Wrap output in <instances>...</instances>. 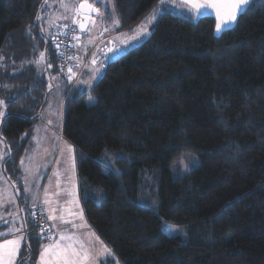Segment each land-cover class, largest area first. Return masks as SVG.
<instances>
[{
    "label": "trees",
    "instance_id": "1",
    "mask_svg": "<svg viewBox=\"0 0 264 264\" xmlns=\"http://www.w3.org/2000/svg\"><path fill=\"white\" fill-rule=\"evenodd\" d=\"M91 1L108 33L155 19L81 89L60 74L42 28L56 0H0V55L27 64L0 72L13 97L0 126L12 164L49 92L35 69L45 51L48 76L61 77L60 136L73 149L84 218L120 264H264V0L218 35L212 16L159 0ZM186 153L198 164L174 177ZM162 222L186 230L168 235ZM43 244L25 234L15 264H36Z\"/></svg>",
    "mask_w": 264,
    "mask_h": 264
},
{
    "label": "rangeland",
    "instance_id": "2",
    "mask_svg": "<svg viewBox=\"0 0 264 264\" xmlns=\"http://www.w3.org/2000/svg\"><path fill=\"white\" fill-rule=\"evenodd\" d=\"M59 1L60 3H57L58 9L53 13V17L61 21H67L77 0H64V3L68 5L67 8L62 7L61 0ZM195 2L208 5L213 4V0H195ZM178 3L184 8L188 7L192 9L193 12L197 14H201L203 11L209 9V7H206L197 11L191 8L190 4H186L185 0H178ZM152 22L153 20L149 23L148 18L133 34L125 35L124 37L120 36L116 41L122 42L128 39L134 41L133 46L138 45L150 35ZM142 27H147V33L133 39L134 36H137L138 33L141 32ZM220 33L221 31L217 32L215 29V35ZM76 36L85 38L83 33L78 31ZM92 42H95V40ZM76 43L78 45V41ZM24 55L29 54L23 53L22 56ZM22 59L26 61L25 57ZM30 61L32 60L30 59ZM18 63L22 62H20V58L14 53L7 54L6 56L0 55V72L2 71L4 74H7L11 66ZM25 63L20 65L27 66ZM2 77L3 75H0V79ZM0 100L5 101L4 106L0 107V111L5 113V107L13 100V97L1 82ZM85 102L87 105H90L94 102V98L88 96ZM41 109L43 110L39 112L36 118L32 135L29 136L26 144L23 146L22 155H20L16 164H12L10 153L1 137L0 131V154L3 156V158L0 159V169L2 170L4 178L7 180V182L4 180L0 185L1 223L8 222L6 225L7 227H3L8 229L3 230L4 235H9L13 232L16 233L14 229L18 228L16 224L17 216L15 215L16 207L9 199L11 195L10 190L14 189L16 196H18V201L23 202V209L27 212L31 210L37 193L41 192L40 199L46 212L47 219L50 215L57 217L54 220H47L48 227L52 231L51 242L54 240L58 241L61 234L73 235L78 241L82 242L88 250L90 249V253L94 259L93 264L97 258L102 261V264L106 258L109 261L104 264H120L112 253L109 255L104 251L105 248H109L97 237L95 232L86 223L83 216L81 204L76 192L73 149L67 142L63 141L60 136L61 100L56 91L51 90L48 93V97L46 96L45 99V105ZM2 119L3 117H0V126ZM22 164L28 165L25 168V175L22 179L25 187L23 188L21 197L19 195L21 188H19L20 186H18L17 181H20V177L22 176L20 170ZM197 164L198 158L195 154H183L172 166V175L174 177L180 176ZM39 175L41 176L39 181L42 182V187L40 186L41 189L37 184ZM15 186L18 188H14ZM25 189H27V191H25ZM60 217H63V219L61 220ZM161 229L168 235L183 234L186 230L184 225H172L165 222L161 223ZM20 237L21 236L12 237L9 235L5 239H19ZM5 239L2 241L0 240V243H3ZM49 243H44L43 246ZM96 264H99V262Z\"/></svg>",
    "mask_w": 264,
    "mask_h": 264
},
{
    "label": "crops",
    "instance_id": "3",
    "mask_svg": "<svg viewBox=\"0 0 264 264\" xmlns=\"http://www.w3.org/2000/svg\"><path fill=\"white\" fill-rule=\"evenodd\" d=\"M58 1L59 0H56L55 4H53L51 11L49 12V15L47 16V19H45V23L43 24L44 26H42L43 30H45V32L49 36L52 35L53 28H54L55 24H57V23L76 24L77 25L79 22L80 16L76 17V23H73V17L75 16V9L78 8L79 3L84 2V0H82V1L77 0L75 5L73 6L71 12H70V17L68 18V20L67 21H61V20L57 19L56 17H53V13L55 11H57V9H58L57 3H60V1L59 2ZM88 2L91 3L92 1L88 0ZM233 2H234V0H213V4H211V5H215V6L214 7L209 6V9L207 11H203V13H201V14L194 13L193 10L189 9L188 7L184 8L181 4L178 3V0H164L163 3H161V0H159L158 4L169 7L173 10L178 11V12L193 15V16H202V15L212 16L215 19V28H214V32H215L216 23H217V11H219L222 16L228 14L231 11V4ZM244 8L245 7H243L241 10H239L237 15ZM96 17H97V14L91 13L89 26H88L86 32L83 33V36L85 38H81V37L76 36V39H75V56H76L77 62L72 67V69H71L72 71L69 73V76L71 75L72 77H74L77 72L80 73L79 78L77 79V85L81 89H89V87L87 86L86 83H80V81H88L90 79V77L93 76V69L99 68V72L95 74L96 78L92 79V85L98 80V78L100 77V75L102 73L103 67L106 65V63L108 61L118 57L125 50H127L128 48L133 46L134 41H132V40L125 39L122 42H118L116 40L120 36L124 37L125 35L133 34L144 22L143 21L140 25H138L136 28H134L131 31L108 33L106 31V29L99 27L98 24H96L97 22H95V24H93L91 22V21H95ZM234 23H235V21L230 22L226 25H222L221 31L233 26ZM93 40H95V42H92ZM77 41H78V45L76 43ZM105 44H107V45H105ZM55 49H56V45H55ZM110 49H112V51H109ZM41 53H44L43 57H41ZM93 60H95V64L92 63ZM37 61L35 64V69L40 73V75H42V76L44 75L45 80H47L46 86H47V88H49V92L51 90L56 91L58 97L61 100V109H62V99L63 98L61 97L60 88H59L61 85V77L57 76V73H55V72H52V75L50 77L48 76L45 51L39 53ZM101 65H102V67H101ZM66 79L69 80L68 77H66ZM47 97H48V95H47ZM42 110H41V112H42ZM33 129H34V126L32 128L31 133L28 136L32 135ZM27 165L28 164H25V165L22 164V167L20 166L22 176L20 177V181H17L18 186H20L19 188H21V190L19 192L20 196L23 194V188L25 187L22 179H23V176L25 175V168ZM74 175H75V183H76V192H77V196H78V180H77L76 171H75V164H74ZM39 179H41L40 175H39L38 180H37L38 187L40 188L42 182H40ZM4 180L7 182V180L4 178L2 170L0 169V185ZM29 183H30V181H29ZM14 188H18V187L15 186ZM10 193H11V195H10L9 199L12 203L15 204V207H16L15 208V215L17 216L16 224H17V227L19 229H21V231L16 232V233L13 232V233H10L9 235H11L12 237L24 236L21 233L24 229H26V223H27L26 219L28 217H30V211L31 210L29 212H27V211H25V209H23V202L18 201V199H17L18 196H16L14 189H11ZM40 194H41V192L37 193L33 205L37 201H40L42 204V201L40 199L41 198ZM78 198H79V196H78ZM79 201H80V199H79ZM80 204H81V201H80ZM42 206H43V204H42ZM81 208H82V206H81ZM82 212H83V210H82ZM46 217H47V215H46ZM7 224H8V222L7 223H1V217H0V233H3V230H8L7 228L6 229L3 228ZM22 225H25V226L22 227ZM9 235H0V240L2 241L3 239L8 237ZM22 241H23V239L20 240L19 250H20V246L22 244ZM53 242H55V240L52 241L51 243H53ZM42 246H41L40 252L42 250ZM76 246L78 247V244ZM19 250H18V252L14 258L13 264H15V262L18 258ZM40 252H39L36 264H38ZM89 252H90V249H89ZM97 262H99V264H102V261L99 258L95 259L94 264H96Z\"/></svg>",
    "mask_w": 264,
    "mask_h": 264
},
{
    "label": "snow or ice",
    "instance_id": "4",
    "mask_svg": "<svg viewBox=\"0 0 264 264\" xmlns=\"http://www.w3.org/2000/svg\"><path fill=\"white\" fill-rule=\"evenodd\" d=\"M47 2V0H45ZM95 3H98L99 0H94ZM164 0H161L163 3ZM186 4H190L191 8L196 9L199 11L202 8H206L209 6L215 5H208L205 3H197L195 0H185ZM251 0H234L231 4V11L222 16L219 11H217V23H216V31L220 32L222 25H226L230 22H234L237 20V13L243 7H246ZM61 6L67 8L68 5L64 3V0H61ZM87 10L89 14L95 13L101 19L104 18V14L100 12L98 8L94 6V3H89L88 0H84V2L80 3L79 7L75 9V16L73 17V23H76V17L81 16L84 11ZM37 19H40L38 16ZM86 20H90V16H85ZM155 19V16H150L149 23L151 20ZM95 24V21H91ZM114 23L118 24V21H114ZM81 29H84V24L80 25ZM30 30V29H29ZM147 33V27H142L141 32L138 33L137 36H134L133 39L138 38L139 35H143ZM109 51H112L110 49ZM44 56V53H41V57ZM38 62V61H37ZM95 64V60L92 61ZM51 67V65H49ZM102 67V65H101ZM71 72L72 70L69 69ZM99 72V68L93 69V76L90 77L88 81H80V83H86L89 88L92 87V79H95V74ZM72 76L68 77L69 80H72ZM91 99V98H90ZM5 104L4 100H0V107H3ZM4 116V112L0 111V117ZM3 156L0 154V159ZM27 191V189H25ZM55 211V210H53ZM57 217L54 215H50L48 217L49 220H54ZM62 220L63 217H60ZM25 225H22V227ZM75 226V225H74ZM16 232H20L21 229L17 228L14 229ZM43 231V229H42ZM0 235H4L0 233ZM23 239L21 236L19 239H5L3 243H0V264H13L14 258L19 250L20 240ZM51 239V237H49ZM79 244V247L76 245ZM104 251L111 255L109 249L105 248ZM38 264H93V257L89 250L85 247V245L78 241L73 235H60V239L53 243H49L46 246H42V250L40 252V257L38 260Z\"/></svg>",
    "mask_w": 264,
    "mask_h": 264
},
{
    "label": "built area",
    "instance_id": "5",
    "mask_svg": "<svg viewBox=\"0 0 264 264\" xmlns=\"http://www.w3.org/2000/svg\"><path fill=\"white\" fill-rule=\"evenodd\" d=\"M77 31L78 28L76 24L66 23L55 24L52 31V37L55 40L57 49L58 70L65 78L69 77V69H72L77 62L75 56V39ZM79 75L80 73L77 72L72 80H70V87L76 83ZM30 221L31 227L24 229L21 234L25 235L33 231L44 243L50 242L52 238L49 239V237H52V233L48 227L46 212L40 201H37L32 206Z\"/></svg>",
    "mask_w": 264,
    "mask_h": 264
},
{
    "label": "water",
    "instance_id": "6",
    "mask_svg": "<svg viewBox=\"0 0 264 264\" xmlns=\"http://www.w3.org/2000/svg\"><path fill=\"white\" fill-rule=\"evenodd\" d=\"M81 3H82V2H81ZM79 5H80V3H79ZM79 5H78V7H79ZM85 16H91V14H89V13L87 12V10H85L84 13L79 17V22H78V24H77V28H78V31L81 32V33L86 32V30H87V28H88V26H89V22H90V20H86V19H85ZM82 23L84 24V29H81V27H80V25H81Z\"/></svg>",
    "mask_w": 264,
    "mask_h": 264
}]
</instances>
